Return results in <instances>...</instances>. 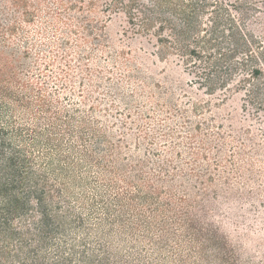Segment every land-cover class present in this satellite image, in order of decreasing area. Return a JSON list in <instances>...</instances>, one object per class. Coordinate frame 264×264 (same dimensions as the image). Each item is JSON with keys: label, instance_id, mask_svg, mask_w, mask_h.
<instances>
[{"label": "trees", "instance_id": "trees-1", "mask_svg": "<svg viewBox=\"0 0 264 264\" xmlns=\"http://www.w3.org/2000/svg\"><path fill=\"white\" fill-rule=\"evenodd\" d=\"M46 1L0 0V264H256L258 253L264 257L256 244L263 236L238 231L235 243L224 227L257 219L219 201L213 207L205 193L203 203L191 198V187L177 184L164 167L159 170L167 179L157 185L128 179L124 165L114 163L121 155L112 142L108 153L96 155L85 125L76 129L72 115L53 112L41 95L34 107L19 75L22 60L5 42L17 18L28 21L31 6ZM57 1L65 14H82L68 18L88 33L93 25L85 13L103 3L107 11H123L136 32L156 39L162 56H180L209 93L234 86L264 111V0ZM242 145L252 148L238 154L243 159L264 155V145L252 138ZM89 167L99 175L86 173ZM222 207L224 224L208 215Z\"/></svg>", "mask_w": 264, "mask_h": 264}, {"label": "rangeland", "instance_id": "rangeland-1", "mask_svg": "<svg viewBox=\"0 0 264 264\" xmlns=\"http://www.w3.org/2000/svg\"><path fill=\"white\" fill-rule=\"evenodd\" d=\"M30 9L33 17L26 21L19 16L16 31L6 35L5 43L22 60L19 75L29 85L34 107L41 95L53 112L72 115L76 129L85 125L96 155L108 153L112 142L121 155L114 163L124 165L128 179L138 182L143 177L157 185L167 179L159 170L164 167L177 184L191 187V198L203 203L200 193H205L217 205L213 207L219 208V201L234 207L238 216L257 219L259 224L243 221L224 228L235 243L238 231L257 232L263 238L256 244L264 247V155H238L252 153L242 145L250 138L264 145V111L257 112L234 86L209 93L180 56H162L156 39L136 32L123 11H107L103 3L85 13L91 18L88 26L93 25L88 33L68 18L82 14H65L57 0ZM76 140L80 146L81 139ZM216 147L223 149L221 156ZM98 170L89 167L85 172L98 176ZM161 187L169 190L168 184ZM225 213L222 207L208 215L224 224ZM255 262L264 264V257L258 253Z\"/></svg>", "mask_w": 264, "mask_h": 264}]
</instances>
